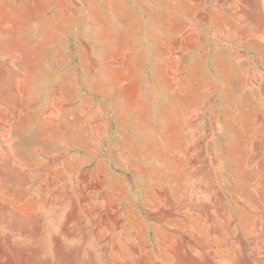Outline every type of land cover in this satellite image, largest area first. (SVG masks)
<instances>
[{
  "label": "rangeland",
  "instance_id": "obj_1",
  "mask_svg": "<svg viewBox=\"0 0 264 264\" xmlns=\"http://www.w3.org/2000/svg\"><path fill=\"white\" fill-rule=\"evenodd\" d=\"M0 264H264V0H0Z\"/></svg>",
  "mask_w": 264,
  "mask_h": 264
}]
</instances>
